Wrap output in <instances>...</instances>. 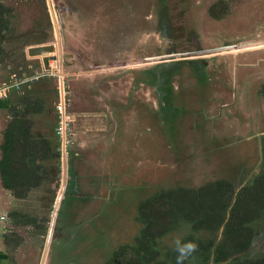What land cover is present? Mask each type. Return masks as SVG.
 Here are the masks:
<instances>
[{"label":"rangeland","instance_id":"rangeland-1","mask_svg":"<svg viewBox=\"0 0 264 264\" xmlns=\"http://www.w3.org/2000/svg\"><path fill=\"white\" fill-rule=\"evenodd\" d=\"M1 1L13 8L3 72L23 65L34 76L52 63L72 91L70 112L94 110L79 80L100 81L110 108L103 127L75 134L67 149V189L60 176L57 188L43 183L16 204L48 222L10 229L23 235L12 237L16 250L6 243L13 264H104L136 245L139 204L157 192L264 174V47L242 49L264 42V0H224L220 19L208 13L218 0H50L53 24L47 0ZM252 228L255 257L264 218ZM188 233L179 224L158 245Z\"/></svg>","mask_w":264,"mask_h":264},{"label":"trees","instance_id":"trees-1","mask_svg":"<svg viewBox=\"0 0 264 264\" xmlns=\"http://www.w3.org/2000/svg\"><path fill=\"white\" fill-rule=\"evenodd\" d=\"M216 4L221 5L219 13L214 11ZM226 12L224 0H218L208 9L214 19H220ZM12 17V8L0 0V65L3 58L10 55L6 44L11 34ZM22 66L12 71L17 72ZM40 106L34 101L32 109L35 114ZM22 116L13 115L4 132V142L0 146V175L3 187L14 198L24 200L45 181H54L57 188L60 153L57 142L53 150L55 166L46 169L36 162L38 149L28 143L29 130L22 122L29 121ZM17 154L26 157V160L21 162L16 159ZM56 191H49V212L52 211ZM138 214L144 227L136 236V245L117 247L104 264H264V249L255 257L251 256L257 234L252 225L264 218V174L239 186L217 179L198 187L162 190L141 202ZM21 215L26 218V215ZM43 218L39 222L38 217L33 215L25 222L35 224L37 219L39 224L36 227L41 228L42 222H48V217ZM179 224L189 226L190 233L172 247L162 250L159 240ZM16 242L12 240L13 244ZM188 245L194 248L189 250ZM13 246L14 249L16 246Z\"/></svg>","mask_w":264,"mask_h":264},{"label":"crops","instance_id":"crops-1","mask_svg":"<svg viewBox=\"0 0 264 264\" xmlns=\"http://www.w3.org/2000/svg\"><path fill=\"white\" fill-rule=\"evenodd\" d=\"M3 68L4 67L0 65V74L3 73L2 76L4 78H7V81L11 80L12 77H16L17 79H23L24 77L27 78L33 76L24 67L19 69L17 72H14L12 70H11L12 72L11 71L3 72L4 71ZM79 81L81 82L79 84V91H80L79 95H82V97L84 96L85 99L83 100V102L86 100L85 102L86 105H84V107H86L87 109L88 106H90L91 108H94V110L93 112H89V110H85V112H81V111L73 112L75 105L73 106L71 111L73 118V127H72L73 132L71 138V145L69 147L70 149L72 144H75V134L77 135V133L79 134L86 133L89 130L88 128L89 126H96L97 129L100 128L99 127L100 125H102L103 127L105 113L107 114L108 110L110 109L108 105H105L106 104L105 103L106 100H104L105 94L102 92L101 89H99L100 81H95V83H91V82L85 83V81H89V80H83V81L79 80ZM1 83L2 82H0V84ZM37 85L38 88H36ZM41 86H43L44 88ZM93 88H96L95 92H93ZM67 91H68V98H70V101L74 104L75 101L71 94L72 91L70 90V86H68ZM91 92L95 94H92ZM34 101H36L38 104H41V106L39 107V112L36 114L33 112L32 109ZM56 101H57L56 79L53 77L41 78L39 80H32L31 82L22 84L19 90L12 91L9 94L8 98L3 100V106L0 107V146L4 142V132L6 131V129H8L12 118H14L13 115L20 116L22 114L23 115L22 117L26 118L27 121H29V122L26 121L22 122L23 126L26 125L27 129L29 130L28 143L31 144L32 147L36 146L38 149V154H37L38 156L36 162L38 161V163L45 166L46 169L55 166L56 160L54 158L53 150L57 144V140L54 134L55 122H56V117H55ZM75 104L77 106L79 105L78 103ZM91 104H93L94 106H92ZM49 114H51L52 119L47 122L45 121V118ZM79 144L81 146L83 142H80ZM0 159H1V151H0ZM16 159H19L21 162H24L26 160V157H22L17 154ZM59 160L61 163V165L59 163L60 176L62 177L63 169L66 168L65 169L66 175L68 177L70 160L66 159V161L64 160L62 161L61 157ZM64 164H65V168H64ZM50 182L53 183L54 181L48 180L45 181L44 184ZM63 184L66 190L67 179ZM18 201H23V199L14 198L11 192L3 187L1 175H0V264H13V260L10 257V254L6 253L5 251L6 243L8 244V240L11 241L9 243H12L13 236H15L16 238H22L23 236V235H16V233L10 234V229L15 225L31 224V222H25V219H27L28 217L26 218L22 217L21 214L23 213L16 211L15 208L17 207L16 204L17 203L19 204ZM14 249L16 250V248Z\"/></svg>","mask_w":264,"mask_h":264},{"label":"built area","instance_id":"built-area-1","mask_svg":"<svg viewBox=\"0 0 264 264\" xmlns=\"http://www.w3.org/2000/svg\"><path fill=\"white\" fill-rule=\"evenodd\" d=\"M52 63L49 67L41 68V71L37 75L30 76L23 79H17L12 77L8 82H3L0 84V101L6 99L8 95L14 91L19 90L22 84L31 82L32 80H39L41 78L53 77L56 79V91H57V101L55 103V117L56 125L54 134L59 144L58 151L60 153L61 160L66 161L68 157V150L71 145V138L73 132V118L69 111V98L67 93V88L65 86L64 76L57 71Z\"/></svg>","mask_w":264,"mask_h":264},{"label":"water","instance_id":"water-1","mask_svg":"<svg viewBox=\"0 0 264 264\" xmlns=\"http://www.w3.org/2000/svg\"><path fill=\"white\" fill-rule=\"evenodd\" d=\"M48 1V6H49V11H50V14H51V17H52V20H53V22H54V15L52 14L53 13V10H52V6H51V2H50V0H47ZM54 25H55V23H54ZM54 28L56 29L57 27L56 26H54ZM241 45H243V46H246L247 44H241ZM232 47V49H234V47H236V45H230V46H227V47H224V48H231ZM258 47H264V44H262V45H260V46H258V45H256V46H248V47H242V49H255V48H258ZM220 49H223V47H221ZM242 49H236V50H232V51H238V50H242ZM84 59V58H83ZM66 169V168H65ZM65 169H63V174H62V182L64 183L65 181H66V177H67V175H66V170ZM62 193H63V190H60L59 191V196L57 197V203H59V201H60V197H61V195H62ZM53 214H54V211H53ZM52 214V219H53V215ZM49 229H51V228H49Z\"/></svg>","mask_w":264,"mask_h":264},{"label":"clouds","instance_id":"clouds-1","mask_svg":"<svg viewBox=\"0 0 264 264\" xmlns=\"http://www.w3.org/2000/svg\"><path fill=\"white\" fill-rule=\"evenodd\" d=\"M43 59V58H42ZM41 66H43V64H40V68H42ZM44 67V66H43ZM192 248H194L193 245H188V249L191 250ZM180 251H184V249H180Z\"/></svg>","mask_w":264,"mask_h":264},{"label":"flooded vegetation","instance_id":"flooded-vegetation-1","mask_svg":"<svg viewBox=\"0 0 264 264\" xmlns=\"http://www.w3.org/2000/svg\"><path fill=\"white\" fill-rule=\"evenodd\" d=\"M216 2H217V1H216ZM216 5H217V4H216ZM218 5H219V4H218ZM10 7H11V6H10ZM11 8H12V7H11ZM12 10H13V8H12ZM52 24H53V20H52ZM53 26H54V25H53ZM261 43L264 44V42H262V41L259 42L260 45H262ZM259 48H261V47H259ZM22 213H23V212H22ZM23 214H24V213H23Z\"/></svg>","mask_w":264,"mask_h":264}]
</instances>
